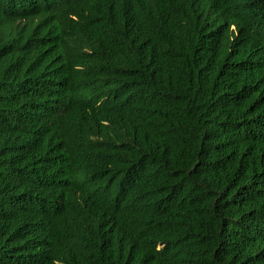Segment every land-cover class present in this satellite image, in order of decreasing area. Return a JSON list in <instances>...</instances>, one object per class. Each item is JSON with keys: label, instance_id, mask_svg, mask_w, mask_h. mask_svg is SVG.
<instances>
[{"label": "trees", "instance_id": "obj_1", "mask_svg": "<svg viewBox=\"0 0 264 264\" xmlns=\"http://www.w3.org/2000/svg\"><path fill=\"white\" fill-rule=\"evenodd\" d=\"M0 264H264V0H0Z\"/></svg>", "mask_w": 264, "mask_h": 264}]
</instances>
